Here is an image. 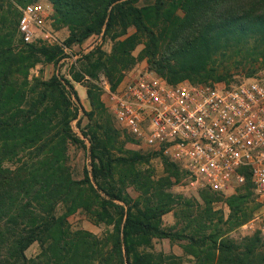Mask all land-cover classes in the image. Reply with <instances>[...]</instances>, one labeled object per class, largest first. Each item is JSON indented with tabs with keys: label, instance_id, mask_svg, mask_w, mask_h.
<instances>
[{
	"label": "trees",
	"instance_id": "trees-1",
	"mask_svg": "<svg viewBox=\"0 0 264 264\" xmlns=\"http://www.w3.org/2000/svg\"><path fill=\"white\" fill-rule=\"evenodd\" d=\"M49 1L54 18L68 25L64 45L102 30L109 33L113 43L106 60L98 47L84 55L82 64L90 77L103 71L111 87L121 80L120 71L138 59L132 53L138 43H143L140 55L148 66L170 82H214L229 75L235 60L246 65L258 57L264 59V0ZM4 12L0 264H164L163 254L148 247L153 237L173 236L187 239L195 264H264V240L258 231L237 242L205 234L199 223L192 222L198 218L193 219L194 209L169 190L172 178L187 177L177 162L160 150L122 148L120 130L102 98V87L92 78L73 76V80L86 81L92 107L87 110L69 77L57 72L47 78L30 75L33 64L42 57L56 59L63 46L25 42L16 47L14 23L18 19L10 10ZM129 27L134 30L128 32ZM100 108H107L111 119H105ZM80 111L94 124L89 122L88 130L81 132L89 140V166L82 178H74L67 150L70 144L84 143L71 124ZM152 155L162 158L165 175L152 176L147 166ZM130 184L141 192V198L124 191ZM241 185L253 186L249 174ZM201 190L206 192L203 196L214 195L208 188ZM246 195L239 191L228 196L229 217L234 222L250 215ZM174 205L180 211L187 207L181 214L186 226L177 231L162 224V214ZM78 209L94 222L112 224V229L102 237L83 228L72 230L68 215ZM205 210L211 211V206ZM34 241L41 252L28 257L25 249Z\"/></svg>",
	"mask_w": 264,
	"mask_h": 264
},
{
	"label": "built area",
	"instance_id": "built-area-1",
	"mask_svg": "<svg viewBox=\"0 0 264 264\" xmlns=\"http://www.w3.org/2000/svg\"><path fill=\"white\" fill-rule=\"evenodd\" d=\"M51 11L49 0L23 8L22 39H56ZM103 84L115 121L143 148L177 162L195 188L235 191L249 174L264 201V66L233 83L170 82L145 67Z\"/></svg>",
	"mask_w": 264,
	"mask_h": 264
},
{
	"label": "rangeland",
	"instance_id": "rangeland-1",
	"mask_svg": "<svg viewBox=\"0 0 264 264\" xmlns=\"http://www.w3.org/2000/svg\"><path fill=\"white\" fill-rule=\"evenodd\" d=\"M36 1L38 0H0V36L3 32L5 33L6 31V27H4L3 23V16L6 14V12L4 11L10 10L14 14V19H18V22L14 23V31L16 33L13 44L16 47H23L25 42H33L37 45L46 44L48 46H52L58 44L60 46H63L62 52L59 53L56 59L47 60L42 57L39 61H37L30 67L29 74L47 78L53 72H57L63 76L69 77L78 92L83 107L89 110L92 107L86 95V81L83 79L81 81L73 80V76L87 74L84 72L85 68L82 64L83 57L86 53L90 52L93 49H96L98 47L101 48L104 52L102 55V59L106 60L107 54H110L112 52L113 41L111 40L109 33L102 30L98 33H92L81 42H75L69 46L64 45V39L68 34V25L54 18L53 9L48 18V26L55 33L56 39L46 40L39 37V35H36L31 41L23 40L19 29V18L21 16L22 9L30 3ZM148 1L152 0H140L139 3ZM178 13L182 14V10H178ZM133 30L134 27H129L128 32H132ZM142 47L143 43H138L132 50L133 55L137 56L138 59L131 66L123 68L120 71L122 77L121 79L127 77L128 74H132L145 67H149L146 59L140 55V50L142 49ZM263 66L264 59L262 58V56L258 57V61H255L252 64L248 63L246 65L240 63L239 60H235L233 61L229 69V75H226L223 79H220L218 81L226 83L237 82L241 79L247 78L248 73H251L253 70L256 71L259 67L262 68ZM115 75H117V72H115ZM83 77L92 78V80L98 87H102V98L105 102V105L107 106L105 87L103 83L104 80L107 81V83H109V81L105 73L100 70L98 71L96 77H90L89 75H85ZM208 80L213 81V79ZM107 108H102L103 111L100 108L99 111H101V114L104 116V118L108 120L109 118L111 119V117ZM99 111H97V115ZM79 114L80 115L78 119L72 120L71 124L74 131L80 136V138L84 140V143L70 144L67 150L68 164L74 178H82L84 175V168L89 166V140L81 132L82 129L88 130L87 125L89 124V122L94 124V121L89 120L88 117L82 113V111H80ZM114 126L119 128L120 130V138H118V140L120 143H122V148H141L143 150H146V148L140 146L136 140L134 141L133 139L129 138L122 130L123 127L120 126L116 121L114 122ZM147 166L151 167L153 174L152 176H154V178H158L166 174L164 163L160 156L152 155ZM172 180L173 181L170 184L169 190L175 195L180 194L182 196L180 199L194 209L195 215L193 216V219L196 217L198 218L193 220L192 222L195 224L199 223L203 228L205 234H216L218 235V239L229 237L237 242H240L245 236H249L250 234L258 231L261 239L264 240V201L259 199L257 194L254 192L253 187H245L244 185H241L238 186L235 191H212L214 195H207V197L203 196L206 192L201 190V188H195L192 184L189 183V180L186 176H181V178L178 179L172 178ZM124 191L128 192L132 198H141V192L135 189L134 185H127ZM239 191L246 192V194L248 192V195H246L247 200L245 202V205H247L250 215L245 220L234 222L229 217L230 208L227 202L229 195L233 194L234 192L238 193ZM208 199H210V201L209 203H206L205 200ZM206 206H211V211H206ZM186 208L187 207L184 206L180 211V206L174 205L170 210L162 214V224L166 227H169L172 231L180 230L182 226H186V223L183 221L184 219L181 215L182 212H185L183 210H187ZM63 209L64 207H61L59 208V211L62 212ZM201 214L202 217H200ZM68 221L72 230L77 228L87 229L94 234L99 235V237L104 236L107 230L112 229V224H108L105 222H94L89 219V217L80 209L69 214ZM148 249L155 253L161 252L166 261V263L164 264H175V262H177L178 264L196 263V259L190 251V243L186 238H179L178 236H173L172 238L153 237L151 245L148 247ZM40 252L41 247L37 241L32 242L25 249V253L28 257L38 255Z\"/></svg>",
	"mask_w": 264,
	"mask_h": 264
}]
</instances>
